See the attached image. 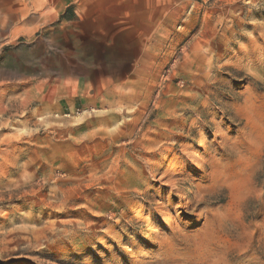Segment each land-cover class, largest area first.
Returning <instances> with one entry per match:
<instances>
[{"label": "rangeland", "instance_id": "obj_1", "mask_svg": "<svg viewBox=\"0 0 264 264\" xmlns=\"http://www.w3.org/2000/svg\"><path fill=\"white\" fill-rule=\"evenodd\" d=\"M0 264H264V0H0Z\"/></svg>", "mask_w": 264, "mask_h": 264}]
</instances>
